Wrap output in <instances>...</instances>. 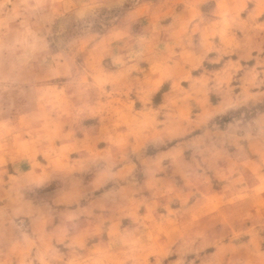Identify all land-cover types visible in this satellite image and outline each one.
<instances>
[{
  "label": "rangeland",
  "instance_id": "1",
  "mask_svg": "<svg viewBox=\"0 0 264 264\" xmlns=\"http://www.w3.org/2000/svg\"><path fill=\"white\" fill-rule=\"evenodd\" d=\"M0 264H264V0H0Z\"/></svg>",
  "mask_w": 264,
  "mask_h": 264
}]
</instances>
